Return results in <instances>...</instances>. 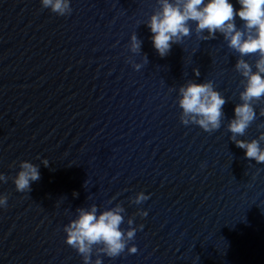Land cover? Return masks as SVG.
<instances>
[{
    "label": "water",
    "instance_id": "1",
    "mask_svg": "<svg viewBox=\"0 0 264 264\" xmlns=\"http://www.w3.org/2000/svg\"><path fill=\"white\" fill-rule=\"evenodd\" d=\"M160 11V0H70L63 15L41 0H0V264H264V163L235 143L264 148V99L242 135L229 131L247 83L236 64L255 72L259 55L189 21L161 57L148 28ZM190 83L225 99L218 129L184 114ZM24 161L40 178L20 193ZM93 206L97 216L123 209L116 256L66 243Z\"/></svg>",
    "mask_w": 264,
    "mask_h": 264
},
{
    "label": "clouds",
    "instance_id": "2",
    "mask_svg": "<svg viewBox=\"0 0 264 264\" xmlns=\"http://www.w3.org/2000/svg\"><path fill=\"white\" fill-rule=\"evenodd\" d=\"M237 2L240 6L238 9L234 7L232 0H176L175 3L171 0H160L161 11L154 14L148 24L153 47L161 57L168 54L173 43L178 42L182 36L189 35V21L196 22L197 31L206 29L210 37H214L217 31L221 32L228 40L229 47L241 55H259L255 72L244 60H239L236 64L237 70L246 78L247 83L240 94L242 103L234 108L235 118L229 124L233 138L237 134L242 135L255 118L252 101L264 99V0ZM41 3L43 7L60 15L70 10V0H41ZM237 16L244 22L243 31L235 25L234 18ZM132 41L133 50L139 49L140 43L135 36ZM196 74L199 75L198 71ZM180 93V106L193 122L206 131L220 127L222 106L226 101L213 89L211 83H190L182 87ZM235 143L244 150L246 159L264 163V148L260 147L259 140H235ZM44 164L47 166V160ZM20 168L13 183L17 192L24 193L31 190L30 185L40 178V172L38 166L27 161L22 162ZM0 181L6 182L3 174H0ZM148 198L140 194L138 201ZM6 204L7 197L0 196V206ZM122 211L123 209L117 208L97 216L95 206L90 211L80 209L78 218L65 229L66 243L81 254L89 253L93 244L101 243L109 256L118 255L126 247L119 228ZM126 235L132 238L134 231H128ZM130 251L135 253L137 249L133 247ZM84 264H88L87 256ZM96 264H100V261Z\"/></svg>",
    "mask_w": 264,
    "mask_h": 264
}]
</instances>
